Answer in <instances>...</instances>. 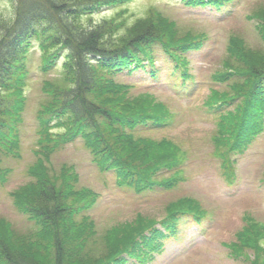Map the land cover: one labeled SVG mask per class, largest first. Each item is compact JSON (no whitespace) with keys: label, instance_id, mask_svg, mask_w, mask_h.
Wrapping results in <instances>:
<instances>
[{"label":"trees","instance_id":"trees-1","mask_svg":"<svg viewBox=\"0 0 264 264\" xmlns=\"http://www.w3.org/2000/svg\"><path fill=\"white\" fill-rule=\"evenodd\" d=\"M8 1L12 15H0L3 156H18L27 54L33 47L39 49L44 72L61 61V74L42 85L49 96L36 111L37 147L27 168L30 180L9 192L18 209L35 219L39 229L23 237V242L11 241L15 231L0 219V264H133L130 258L145 261L161 247L164 237L175 234L182 218L191 216V221L201 224L208 213L185 195L168 202L158 221L136 214L132 222L112 228L98 242L93 219L74 216L91 205L97 194L76 186L78 175L72 165L53 168L50 163L59 147L80 137L100 168L114 171L119 184L137 192L177 185L185 152L166 137L152 139L132 133L138 125L167 123L172 119L168 107L149 94L129 95V84L118 82L116 75L142 69L156 78L154 50L159 48L172 61L167 76L187 85L193 77L185 53L201 46V35L179 32L152 8L146 15L149 20L157 18L160 25L152 31L148 23L128 21L123 9L98 21L91 19L93 13L129 0ZM182 1L221 6L233 0ZM253 15L264 39V9ZM233 38L234 60H226L213 76L220 82L231 80L229 89L213 90L204 101L210 109L221 108L216 143L223 146L219 155L229 180L233 175L226 154L247 145L263 127L264 114V50L251 49ZM7 175V168L0 167V186ZM237 234L238 242L229 254L247 260L245 264H264V226L247 221ZM22 244L29 248L25 255L17 254Z\"/></svg>","mask_w":264,"mask_h":264},{"label":"rangeland","instance_id":"rangeland-1","mask_svg":"<svg viewBox=\"0 0 264 264\" xmlns=\"http://www.w3.org/2000/svg\"><path fill=\"white\" fill-rule=\"evenodd\" d=\"M151 8L160 13L161 19L175 24L179 32L201 35V46L185 53L193 82L181 85L176 77L169 78L167 74L172 61L159 48L154 50V64L159 70L156 78L146 70L138 69L131 74L118 73L116 79L129 84V95L149 94L168 107L172 119L167 123L156 127L138 125L132 133L152 139L166 137L178 145L185 152V159L181 162L182 179L169 189L137 192L119 184L113 170L101 169L80 137L51 154V166L72 165L78 175L76 186L89 188L97 194L91 205L75 212L74 216L77 220L81 216L93 219L98 242L112 228L132 222L136 214L158 221L165 213L167 203L180 196L194 198L208 213L201 224L191 221V216L182 218L177 232L164 237L161 247L150 252L145 261L130 258L129 263L245 264L247 260L234 258L229 253L238 242H235L237 233L247 221L264 226V114L263 127L252 135L247 145L226 154L233 175L229 180L219 155L223 146L216 143L221 108L210 109L204 101L213 90L229 89L231 80L220 82L213 76L223 69L226 60H234L233 37L246 47L264 50V39L254 25L256 19L251 17L255 11L264 9V0H233L221 6L182 0H129L122 5L105 7L93 13L91 19L98 21L123 9L128 21L148 23L150 30H154L160 25L157 18L149 20L147 17L146 12ZM11 12V3L0 0V15L10 17ZM40 60L39 49L33 47L27 54L25 103L17 129L18 156H3L0 152V167L8 171L6 181L0 186V219L6 220L15 231L11 241L19 239L23 242V237L39 229L35 219L18 209L9 192L30 180L27 168L35 159L37 147L36 111L49 96L42 90V85L61 74V61L44 72L40 69ZM18 247L20 253L17 254L28 253L25 244Z\"/></svg>","mask_w":264,"mask_h":264}]
</instances>
